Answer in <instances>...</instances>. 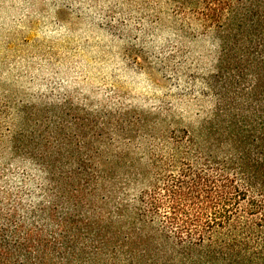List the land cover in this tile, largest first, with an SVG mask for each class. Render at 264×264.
<instances>
[{"label":"rangeland","instance_id":"1","mask_svg":"<svg viewBox=\"0 0 264 264\" xmlns=\"http://www.w3.org/2000/svg\"><path fill=\"white\" fill-rule=\"evenodd\" d=\"M220 36L171 0H0V227L28 225L51 186L94 172L86 156H127L133 200L149 152L224 125L254 73Z\"/></svg>","mask_w":264,"mask_h":264},{"label":"trees","instance_id":"2","mask_svg":"<svg viewBox=\"0 0 264 264\" xmlns=\"http://www.w3.org/2000/svg\"><path fill=\"white\" fill-rule=\"evenodd\" d=\"M171 1L253 71L242 108L219 110L226 123L200 138L170 137L166 158L149 152L150 182L133 200L139 175L117 169L127 156H86L97 169L51 186L28 225L5 220L0 264H264V0Z\"/></svg>","mask_w":264,"mask_h":264}]
</instances>
